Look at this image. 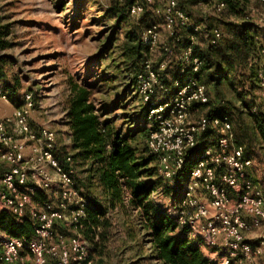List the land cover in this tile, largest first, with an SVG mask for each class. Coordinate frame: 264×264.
I'll list each match as a JSON object with an SVG mask.
<instances>
[{
    "label": "rangeland",
    "instance_id": "374dc122",
    "mask_svg": "<svg viewBox=\"0 0 264 264\" xmlns=\"http://www.w3.org/2000/svg\"><path fill=\"white\" fill-rule=\"evenodd\" d=\"M125 0H0V119L9 118L20 108L25 95L32 94L34 108L29 122L34 129L47 128L57 138L64 154H76L71 149L69 129L65 124V109L69 97V82L80 83L95 94L92 98L97 107L101 122H111L117 132L125 137L133 136L134 143L142 154H147V138L151 129L147 122V110L137 89L136 74L149 61L160 75V80L171 77L168 69L177 61L180 51L166 54L162 45L169 42L164 26V13L169 0H153V4L139 18L121 13ZM185 2V0H180ZM218 0H201L196 6H188L186 11L196 23L203 22L224 37L228 24H248L251 37L252 82L245 85L224 84L218 86L216 100L224 102L226 109H218L215 115L229 114L233 122L235 146L247 148V154L264 173V141L260 138L255 120L258 116L254 108L262 109L264 92L259 86V75L264 70V5L260 0H246V7L239 11L241 16L229 15ZM115 8V9H114ZM157 25L160 32L158 48L149 52L136 50L133 45L124 42L132 39L134 30L142 31ZM150 26V27H149ZM186 38L189 35L178 29ZM200 47H202V43ZM166 62V67L162 64ZM144 72V71H143ZM6 97V100L3 99ZM207 108L196 112L197 119L211 111ZM249 131V140L245 130ZM247 141V142H246ZM203 140L199 141L189 162L204 149ZM75 186L85 203L98 200L106 206L104 192L97 180H90L87 168L76 160ZM157 175L159 165L156 162ZM188 171L183 174L184 180ZM162 178V177H161ZM256 178V176H255ZM255 180V179H254ZM166 182L163 181L164 189ZM202 194V199L207 198ZM49 194L40 195L37 201L48 199ZM178 195L165 191L156 192L153 199L156 204L176 217L175 206ZM90 198V199H89ZM177 199V200H176ZM108 218L112 224L108 239L103 243L105 252L102 259L94 256L93 264H146L138 256L134 238L141 239L142 233L137 225V215L129 209L107 206ZM0 217L6 222L17 223L13 216L0 206ZM5 227L0 228V238L16 237ZM60 231V227L58 228ZM134 236V237H132ZM204 253L217 264H222L220 250L205 245L200 235ZM22 261L35 264L32 254L23 250ZM234 264H264V259H255L253 263L235 262Z\"/></svg>",
    "mask_w": 264,
    "mask_h": 264
},
{
    "label": "built area",
    "instance_id": "2783aa9c",
    "mask_svg": "<svg viewBox=\"0 0 264 264\" xmlns=\"http://www.w3.org/2000/svg\"><path fill=\"white\" fill-rule=\"evenodd\" d=\"M260 1L264 5V0ZM152 4L153 0H133L129 14L139 18ZM164 26L173 43L162 45L166 54H173L183 41L179 28L190 34V43L177 57L181 79L174 80L171 87L162 83L149 61L137 77L151 127L148 153L158 160L161 177L180 193L176 217L181 226L189 228L190 239L200 235L205 245L220 250L222 264L264 259V188L249 175L253 160L245 146L233 144L229 116L193 118L196 105L210 102L208 89L198 77L202 61L194 51V34L201 33L202 28L190 22L175 0L166 6ZM220 37L216 32V39ZM141 38L150 51L157 49L161 39L158 26L144 30ZM259 86L264 92V70ZM33 108V95L27 94L11 117L0 119V206L17 223L29 220L34 228L31 242L20 237L0 238V263L26 264L21 258L26 249L35 264H93L91 244L78 230L87 204L75 186L72 158L67 157L62 165L56 136L47 128L31 126ZM253 111L258 114V107ZM208 132L214 137V145L195 157L193 169L184 180L189 153ZM200 192L207 198L202 199ZM46 194L48 199L37 201ZM59 227L65 231L59 232ZM255 233V239H248Z\"/></svg>",
    "mask_w": 264,
    "mask_h": 264
},
{
    "label": "trees",
    "instance_id": "16d2710c",
    "mask_svg": "<svg viewBox=\"0 0 264 264\" xmlns=\"http://www.w3.org/2000/svg\"><path fill=\"white\" fill-rule=\"evenodd\" d=\"M175 1L178 9L189 17L190 22L202 28L201 33L194 34L196 41H199L200 37L202 47L197 42L194 51L195 56L202 61L198 77L199 81L208 89L210 102L206 105H196L195 108L196 112L212 108L210 112L201 117L214 116L218 109L227 108V105H223L224 102L216 100L219 95L218 86L224 84L245 85L252 82L254 68L251 61L252 40L248 32L249 23L228 24V30L224 37L216 39V31H212L210 26L206 25L205 27L203 22H194L186 11V3L188 6H196L201 0ZM218 1L224 5L229 15L235 18L241 16L239 11L246 7V0ZM132 5L133 0H125L122 7L119 8L120 14L124 12L130 15L129 10ZM137 30H134L132 39L125 41L124 45L130 46V42H132L131 48L139 51L146 49L149 52V49L142 44L143 31L139 33ZM186 35L190 36L187 33ZM169 42L172 43V40L169 39ZM189 43V38L184 36L183 41L175 47L174 52ZM0 44L3 43L0 42ZM6 47L7 44L2 45V48ZM144 64L142 70L136 74V80L143 73ZM180 69L181 64L175 61L167 71L171 78L163 84L171 87L174 80L181 79ZM94 94L90 88L80 83L73 80L69 82L65 124L69 129L71 149L76 154H64L62 148L57 153L62 165L66 164L67 157L72 158L75 174L76 160L81 166L86 167L89 179L97 180L105 195L106 206L98 200H89L86 217L81 219L78 225V230L91 244L92 260H94V256H97L99 260L104 256L105 246L102 245L108 239L112 227L108 218L109 209L107 206H109L111 210L117 207L129 209L137 215V225L142 237L141 239L137 236L132 237L136 239L134 242L138 256L144 255L141 258L142 262L145 261L146 264H217L204 253L200 240L188 237L189 228L187 226H181L177 217L172 218L168 212L156 204L153 195L158 190L164 191V193L167 190V192L178 195L177 199L179 192L171 189L167 183H165L166 188L164 189L163 181L165 182V180L158 177L155 166L158 160L148 153V149V155L142 154L134 143L133 136L127 138L121 134V131L117 132L111 122L104 124L101 122L97 107L92 100ZM257 115L254 122L255 128L264 141V113L259 114L258 112ZM229 118L231 120L230 116ZM149 135L150 131L148 137ZM244 139H248V142L251 141L248 129L245 130ZM201 140L207 144L204 148L214 145V137L210 132L205 134ZM197 150L198 147L189 153L183 174L185 171L190 174L193 169L194 162L190 163L189 159ZM6 221V218L0 217V228L3 229L7 224L10 234L20 237L26 242H31L34 239V228L29 220L22 223L12 221L7 223ZM60 231L63 233L65 230L60 228Z\"/></svg>",
    "mask_w": 264,
    "mask_h": 264
},
{
    "label": "crops",
    "instance_id": "0c3cea01",
    "mask_svg": "<svg viewBox=\"0 0 264 264\" xmlns=\"http://www.w3.org/2000/svg\"><path fill=\"white\" fill-rule=\"evenodd\" d=\"M249 175H250V177H252L253 179H255V181L257 183H259L264 188V173H262V171L259 170L257 168V166L254 165V167L251 170H249ZM255 176H256V178H255ZM256 236H258V234H256V233L255 234H252V235L248 236V239L253 240V239L256 238ZM202 249H203V247H202ZM216 254L219 255L220 252H218Z\"/></svg>",
    "mask_w": 264,
    "mask_h": 264
}]
</instances>
